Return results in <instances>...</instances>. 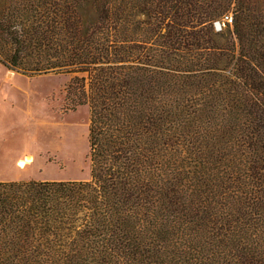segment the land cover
Instances as JSON below:
<instances>
[{"label": "trees", "instance_id": "trees-1", "mask_svg": "<svg viewBox=\"0 0 264 264\" xmlns=\"http://www.w3.org/2000/svg\"><path fill=\"white\" fill-rule=\"evenodd\" d=\"M0 63L71 78L91 166L0 181V264H264V0H0Z\"/></svg>", "mask_w": 264, "mask_h": 264}, {"label": "rangeland", "instance_id": "rangeland-1", "mask_svg": "<svg viewBox=\"0 0 264 264\" xmlns=\"http://www.w3.org/2000/svg\"><path fill=\"white\" fill-rule=\"evenodd\" d=\"M70 79L28 77L0 63V181L90 179V114L66 101Z\"/></svg>", "mask_w": 264, "mask_h": 264}, {"label": "built area", "instance_id": "built-area-1", "mask_svg": "<svg viewBox=\"0 0 264 264\" xmlns=\"http://www.w3.org/2000/svg\"><path fill=\"white\" fill-rule=\"evenodd\" d=\"M226 22L231 23L232 17L231 16L226 17L223 23L222 22H216L215 23L216 30L221 31L223 29V27L225 26Z\"/></svg>", "mask_w": 264, "mask_h": 264}, {"label": "bare ground", "instance_id": "bare-ground-1", "mask_svg": "<svg viewBox=\"0 0 264 264\" xmlns=\"http://www.w3.org/2000/svg\"><path fill=\"white\" fill-rule=\"evenodd\" d=\"M28 162H29V161H28L27 158H26V159H20V160L18 161V164H19L20 167L24 168V167L27 165Z\"/></svg>", "mask_w": 264, "mask_h": 264}]
</instances>
